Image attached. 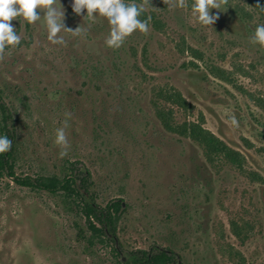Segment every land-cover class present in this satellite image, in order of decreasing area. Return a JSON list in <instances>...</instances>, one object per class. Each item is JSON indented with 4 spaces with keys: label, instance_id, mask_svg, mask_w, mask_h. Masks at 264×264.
Segmentation results:
<instances>
[{
    "label": "rangeland",
    "instance_id": "374dc122",
    "mask_svg": "<svg viewBox=\"0 0 264 264\" xmlns=\"http://www.w3.org/2000/svg\"><path fill=\"white\" fill-rule=\"evenodd\" d=\"M131 2L148 31L118 49L105 44L106 19L74 14L71 0H56L64 26L87 31L62 29L64 44L47 40L42 10L33 24L11 21L20 43L0 54L11 117L0 111V131L14 132L15 173L62 177L76 165L97 204L121 199L123 209L115 236L102 235L77 199L0 174V264H135V249L167 250L175 264H264V49L249 39L264 13L226 0L201 26L192 0ZM193 125L228 154L194 138Z\"/></svg>",
    "mask_w": 264,
    "mask_h": 264
},
{
    "label": "clouds",
    "instance_id": "9594fccd",
    "mask_svg": "<svg viewBox=\"0 0 264 264\" xmlns=\"http://www.w3.org/2000/svg\"><path fill=\"white\" fill-rule=\"evenodd\" d=\"M226 0H192L190 5L191 14L201 26L213 25L218 18V14H210L211 9L221 8V4ZM185 7L184 0H169V7ZM256 6L261 13H264V5L257 0ZM72 12L81 15L86 10L83 17L87 16L90 21H94L99 16L106 19L109 26L108 36L105 39L107 47L118 49L121 47L126 37L135 30L141 33L148 31V25L145 21L139 19L144 12L143 5H137L135 2L125 3V0H71ZM38 10V11H37ZM41 10L43 11V26L46 28L47 40L52 44H64V38L57 34L62 29L71 31L73 36H80L82 32L87 31L76 27L74 30L64 26L65 16L64 8L56 6V0H0V54L6 49L15 47L20 43V36L16 33L11 21L23 19L27 24H33L40 19ZM250 42L259 45L264 49V24H257L254 32L250 36ZM63 127L56 129L54 143L61 146L60 157L67 154L68 141L65 135V128L68 127V117L70 113H65ZM231 124L238 126L235 117H231ZM11 140L0 135V153H4L11 148Z\"/></svg>",
    "mask_w": 264,
    "mask_h": 264
},
{
    "label": "trees",
    "instance_id": "16d2710c",
    "mask_svg": "<svg viewBox=\"0 0 264 264\" xmlns=\"http://www.w3.org/2000/svg\"><path fill=\"white\" fill-rule=\"evenodd\" d=\"M261 5L264 3L259 0ZM257 4V0H253ZM0 111L4 122L11 117L9 109L0 96ZM191 134L200 141H207L208 149L213 153L225 152L228 154L229 147L219 140L214 134L199 126L193 125ZM0 135H5L11 140V148L0 153V174L8 175L19 186L34 190H43L51 194H63L67 198L77 199L82 214L85 216L88 227L96 233L106 235L110 233L115 236V224L123 209V200L114 199L107 205L97 204L89 192L90 173L76 165L70 167V171L64 176H29L17 175L13 166L14 139L12 130L4 126ZM203 139V140H202ZM131 260L135 264H175L174 256L167 250L135 249L130 252Z\"/></svg>",
    "mask_w": 264,
    "mask_h": 264
}]
</instances>
